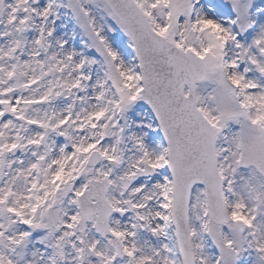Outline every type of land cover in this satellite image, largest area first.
<instances>
[{"label": "snow or ice", "instance_id": "snow-or-ice-1", "mask_svg": "<svg viewBox=\"0 0 264 264\" xmlns=\"http://www.w3.org/2000/svg\"><path fill=\"white\" fill-rule=\"evenodd\" d=\"M0 264H264V0H0Z\"/></svg>", "mask_w": 264, "mask_h": 264}]
</instances>
